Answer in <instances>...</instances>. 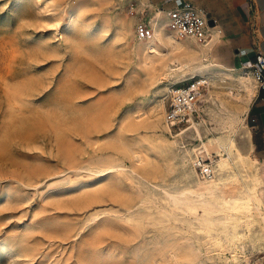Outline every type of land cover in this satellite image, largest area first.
I'll use <instances>...</instances> for the list:
<instances>
[{"label":"rangeland","instance_id":"rangeland-1","mask_svg":"<svg viewBox=\"0 0 264 264\" xmlns=\"http://www.w3.org/2000/svg\"><path fill=\"white\" fill-rule=\"evenodd\" d=\"M142 2L0 0V264H264V164L252 226L221 204L239 182L193 191L204 142L214 164L215 138L245 151L256 81L240 85L250 71L226 65L221 33L189 61L216 64L204 75L177 69L166 40L149 69L124 21L166 17ZM191 78L209 82L206 102L164 129L171 82Z\"/></svg>","mask_w":264,"mask_h":264},{"label":"bare ground","instance_id":"bare-ground-1","mask_svg":"<svg viewBox=\"0 0 264 264\" xmlns=\"http://www.w3.org/2000/svg\"><path fill=\"white\" fill-rule=\"evenodd\" d=\"M162 13L163 11H160L159 14L161 15ZM136 20L137 19L134 20V17L131 19L125 20L124 21L125 29H127V31H130V32L134 31ZM151 24L153 27V34L146 38H138L136 36L137 42L134 45L136 55L148 66L149 69L150 68L155 69V62L158 60V58H161L162 56V54L160 53L161 52L160 49H161V45L164 43L165 40L167 44L171 45L172 49L178 51L173 57V59L178 61L179 64L181 65L177 69L181 68L183 71H185V67H186L188 69L196 70L198 71V73H201V75H204L206 73L205 67L209 68V66L211 65H214V66L216 65V64H213L212 62H209L204 65L201 62V64H199L198 66H190L189 61H193L196 57L200 56V54L204 55V53L209 49V47L212 46L214 41L217 39V37L221 33L220 29L217 26H211L208 30V35L206 39L204 41H198V40L188 38V37L187 39L179 38L177 36L179 34H177L171 28L169 32L166 31V29L168 28L167 18H163L160 21L156 19L155 17H153L151 19ZM238 68L244 69L246 68V66L241 65ZM254 80L255 79L252 73L250 72L244 75H241L239 77L240 85L244 86L245 88L249 90L252 89L251 87L253 85ZM181 81L182 80L174 81V82H171V84L176 85L177 83ZM207 82L208 81H206V83ZM170 90L171 89L168 88L167 92L169 93ZM203 96H202V99H200L201 103L203 102L205 103L207 100L206 98L207 95L204 94ZM201 106H200V109H201ZM247 106L248 105L245 104L243 107L240 108V111L245 112L247 109ZM193 125H195V122H193ZM162 127L166 130H170V127L166 124L164 120V116H163ZM185 130L186 129L182 130L179 133H182ZM242 137L244 138L245 144H246L245 151L239 148L234 142V140L231 138L227 140L221 139V137L213 139L217 143V147H218L217 151H218V156H219L215 160V164H214L215 174L212 178L210 179L202 178L203 180L199 176V179H197V186L195 189H193V191L202 195V193L204 192H209V193L213 192L215 189L219 188L221 184L224 185L226 183V180H233V181L239 182L241 189H239V194H237L238 196L236 197L224 196L222 197L221 204L225 208H231L232 210L242 213L244 217L246 218V220L248 221L247 222L248 226H252L255 222H257L252 217V208L254 207L258 213H261V212L259 210V204H256V195L251 190L255 189V191H257V184H260L263 182L259 175V170H260L261 162L264 164V158L260 159L252 153L249 147L250 145L248 143V138L246 134H244V136ZM202 147H203L202 149H199V152L204 150V151H207V153H210L209 148L207 147V144L205 142L203 143ZM213 147H215V145ZM222 151L226 152V155L222 153ZM238 162L242 164L244 171H246L245 178H249L252 181L253 183L252 188H250L248 185L245 184L246 189L245 190L243 189L241 179L235 170V165ZM224 172H227V174L225 173L226 174L225 177L223 176ZM186 205L189 206V204H186ZM239 219L241 218L240 217L235 218V220H239ZM260 226L264 231V226L262 225ZM233 230L234 231L231 235V238L233 240L235 239L241 240L246 237V233L237 232L234 226H233ZM256 243H257V240H256ZM233 260L237 261L236 255H233Z\"/></svg>","mask_w":264,"mask_h":264},{"label":"crops","instance_id":"crops-1","mask_svg":"<svg viewBox=\"0 0 264 264\" xmlns=\"http://www.w3.org/2000/svg\"><path fill=\"white\" fill-rule=\"evenodd\" d=\"M148 1L149 7L157 10L167 9L182 1H189L205 10L216 20V26L221 31L222 46L227 51L226 65L229 67L248 64L254 60L258 52L264 53V0ZM148 4L141 3L144 6ZM155 16L157 14L153 15ZM245 124V133L252 153L255 156H264V95L259 94L257 88L248 103Z\"/></svg>","mask_w":264,"mask_h":264},{"label":"built area","instance_id":"built-area-1","mask_svg":"<svg viewBox=\"0 0 264 264\" xmlns=\"http://www.w3.org/2000/svg\"><path fill=\"white\" fill-rule=\"evenodd\" d=\"M164 11L168 26L182 37L204 41L211 26H216V20L211 18L205 10L189 1L176 3ZM212 22V23H211ZM135 34L138 38H146L153 34L150 19L139 18L135 22ZM257 85L259 94L264 95V53L258 52L252 62L244 64ZM206 84L202 78H191L182 84H176L168 93L169 101L164 113V120L169 127L179 126L191 122L198 115L201 106V93ZM194 165L198 175L204 179L214 176V162L204 151L196 153Z\"/></svg>","mask_w":264,"mask_h":264},{"label":"water","instance_id":"water-1","mask_svg":"<svg viewBox=\"0 0 264 264\" xmlns=\"http://www.w3.org/2000/svg\"><path fill=\"white\" fill-rule=\"evenodd\" d=\"M212 23V22H211Z\"/></svg>","mask_w":264,"mask_h":264}]
</instances>
